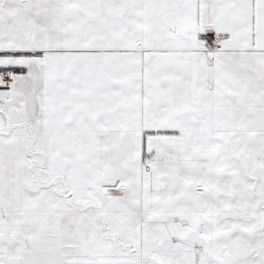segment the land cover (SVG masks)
<instances>
[{"label": "snow or ice", "instance_id": "6c2138e0", "mask_svg": "<svg viewBox=\"0 0 264 264\" xmlns=\"http://www.w3.org/2000/svg\"><path fill=\"white\" fill-rule=\"evenodd\" d=\"M0 264H264V0H0Z\"/></svg>", "mask_w": 264, "mask_h": 264}]
</instances>
